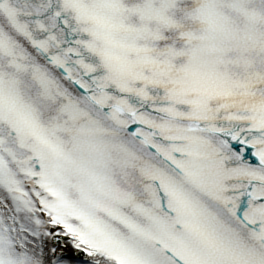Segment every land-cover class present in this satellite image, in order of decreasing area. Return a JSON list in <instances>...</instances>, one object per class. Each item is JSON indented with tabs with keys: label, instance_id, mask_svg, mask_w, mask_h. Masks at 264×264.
<instances>
[{
	"label": "snow or ice",
	"instance_id": "6c2138e0",
	"mask_svg": "<svg viewBox=\"0 0 264 264\" xmlns=\"http://www.w3.org/2000/svg\"><path fill=\"white\" fill-rule=\"evenodd\" d=\"M0 264H264V0H0Z\"/></svg>",
	"mask_w": 264,
	"mask_h": 264
}]
</instances>
